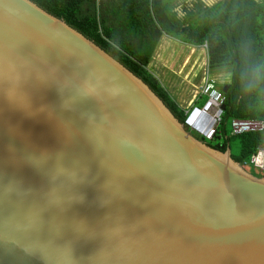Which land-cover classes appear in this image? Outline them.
<instances>
[{
    "label": "water",
    "instance_id": "95a60500",
    "mask_svg": "<svg viewBox=\"0 0 264 264\" xmlns=\"http://www.w3.org/2000/svg\"><path fill=\"white\" fill-rule=\"evenodd\" d=\"M0 264H264V178L63 19L0 0Z\"/></svg>",
    "mask_w": 264,
    "mask_h": 264
},
{
    "label": "trees",
    "instance_id": "16d2710c",
    "mask_svg": "<svg viewBox=\"0 0 264 264\" xmlns=\"http://www.w3.org/2000/svg\"><path fill=\"white\" fill-rule=\"evenodd\" d=\"M31 1L141 78L181 123L184 111L149 66L164 36L195 47L207 43L209 71L214 78L229 74L227 82L218 80L228 91L222 90L225 110L215 139L194 136L222 153L234 141L238 151H231L232 158L241 165L264 143V131L231 136L227 131L230 120H260L264 114V0H221L212 6L204 0Z\"/></svg>",
    "mask_w": 264,
    "mask_h": 264
},
{
    "label": "built area",
    "instance_id": "2783aa9c",
    "mask_svg": "<svg viewBox=\"0 0 264 264\" xmlns=\"http://www.w3.org/2000/svg\"><path fill=\"white\" fill-rule=\"evenodd\" d=\"M207 51V43L203 45ZM197 94L205 97L202 105L190 104L187 107L180 106L184 111V128L200 137L204 142L215 139L217 130L222 123L226 97L220 87L218 80L212 77L209 66L203 73L201 84ZM234 135L248 132L264 131V114L260 120L233 119L231 122ZM243 166H252L254 169L264 173V143L251 155L249 162Z\"/></svg>",
    "mask_w": 264,
    "mask_h": 264
},
{
    "label": "rangeland",
    "instance_id": "374dc122",
    "mask_svg": "<svg viewBox=\"0 0 264 264\" xmlns=\"http://www.w3.org/2000/svg\"><path fill=\"white\" fill-rule=\"evenodd\" d=\"M161 44L163 45V48L160 52H159V50L157 51V54L155 55V58L152 60V62L153 63L155 62V64H158V66H160V68H162L163 73H161V75L158 77L156 74L157 73L156 69H155V71H154V69H151V68H149V69L155 76H157L159 78L160 82L163 84V86L169 92V94H171V96L174 99L179 100V102L182 103L181 101L185 100V98H188L187 95L190 94L191 90H192L191 85H189L186 81L180 79V78L184 77L186 73L189 72V68L191 65H189L184 70L183 64H184L185 60L187 59V57L189 56V54L191 53L192 49L189 48V46L181 44V43L174 41V40L168 41L167 43L166 42L163 43V41H161ZM202 52H203V55H202L201 59H199V62L202 65H201L199 71H198L199 66L197 67V70H196V72L197 71L200 72V81L202 79L201 77L203 76V73L206 70L207 64H208V61L205 60L206 56H207V54H206L207 51H206L205 47L201 46V48H199L198 51L195 52V55L199 56V57H200ZM158 54H159V56H158ZM198 78H199V76H198ZM175 81H178L177 82L178 83L177 84L178 90L175 88L176 91L174 90V86H173L175 84ZM190 82L194 83L193 80H190ZM231 122L232 121L230 120L227 124V131H228L229 136L233 135ZM231 151L233 153H236L238 151V147L235 145L234 141H232ZM232 152H231V154H232ZM243 167L249 173H251L252 175H254L256 177H262L263 176V174H261L258 170L254 169L250 166H243Z\"/></svg>",
    "mask_w": 264,
    "mask_h": 264
},
{
    "label": "crops",
    "instance_id": "0c3cea01",
    "mask_svg": "<svg viewBox=\"0 0 264 264\" xmlns=\"http://www.w3.org/2000/svg\"><path fill=\"white\" fill-rule=\"evenodd\" d=\"M190 1H192V0H190ZM219 1H221V0H204V2L207 5H209V6H212L215 3H218ZM173 40L181 43L180 41H178V40H176L174 38H171L169 36H164L162 41H163V43H165V42L167 43L168 41H173ZM181 44H183V43H181ZM184 45H186V44H184ZM187 46H189V48H191L192 50H191V53L189 54V56L187 57V59L185 60V62L183 64V66H184L183 69L185 70V68H187L189 65H191V66L189 68V72L186 73L185 76L182 77V78H180V79L186 81L189 85H191L192 90H191V93L187 95L188 98H185L186 101L185 100L181 101L182 103H180L179 100H176V99H174L171 96L180 106H183V107H187L188 105L193 104V103L194 104H197V105H202L204 103V101H205V97L204 96H202L200 94H197L198 87L201 84V81H200V72H198V71H199V69H200V67H201L202 64H200L199 59H201V57L203 55V52L201 53L200 57L199 56H196L195 55V52L198 51V49L201 48V47H195V46H190V45H187ZM162 48H163V45L160 43L159 47L156 50L155 55L157 54V51L159 50V52H160L162 50ZM158 56H159V54H158ZM154 58H155V56H154ZM205 60L208 61V54H207ZM198 66H199V68H198V71L196 72ZM149 68L154 69V71L156 69V71H157L156 74H157L158 77L161 75V73H163L162 68H160V66H158V64H155V62L154 63L151 62ZM228 75L229 74L226 73V72L219 73V74L216 75L217 78H215V79L219 80L221 83H224V82H227L228 81V79H229ZM198 76H199V78H198ZM190 80H193L194 83H191ZM177 82L178 81H175V84L173 85L174 86V90H175V88L178 90V87H177V84L178 83Z\"/></svg>",
    "mask_w": 264,
    "mask_h": 264
}]
</instances>
